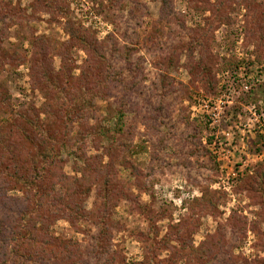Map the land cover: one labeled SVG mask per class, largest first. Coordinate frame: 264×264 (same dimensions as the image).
Listing matches in <instances>:
<instances>
[{
  "label": "rangeland",
  "instance_id": "obj_1",
  "mask_svg": "<svg viewBox=\"0 0 264 264\" xmlns=\"http://www.w3.org/2000/svg\"><path fill=\"white\" fill-rule=\"evenodd\" d=\"M0 264H264V0H0Z\"/></svg>",
  "mask_w": 264,
  "mask_h": 264
}]
</instances>
